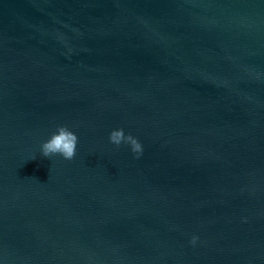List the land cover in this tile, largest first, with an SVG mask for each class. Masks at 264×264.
Returning <instances> with one entry per match:
<instances>
[{"label": "water", "instance_id": "obj_1", "mask_svg": "<svg viewBox=\"0 0 264 264\" xmlns=\"http://www.w3.org/2000/svg\"><path fill=\"white\" fill-rule=\"evenodd\" d=\"M0 264H264V0H0Z\"/></svg>", "mask_w": 264, "mask_h": 264}, {"label": "clouds", "instance_id": "obj_2", "mask_svg": "<svg viewBox=\"0 0 264 264\" xmlns=\"http://www.w3.org/2000/svg\"><path fill=\"white\" fill-rule=\"evenodd\" d=\"M78 136L72 132L67 126H60L56 132L52 134L49 140L40 146L41 155L51 159L54 156H62L65 160L71 161L77 153ZM110 143L119 147L121 144H128L137 158L143 153V146L139 140L131 134L125 135L124 130H113L109 135ZM35 159V158H33ZM198 237L194 236L191 243L195 245Z\"/></svg>", "mask_w": 264, "mask_h": 264}]
</instances>
